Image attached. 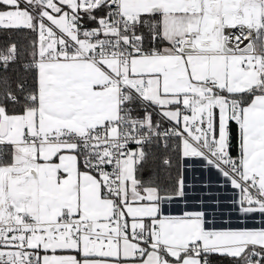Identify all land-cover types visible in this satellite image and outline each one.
<instances>
[{
    "label": "snow or ice",
    "instance_id": "6c2138e0",
    "mask_svg": "<svg viewBox=\"0 0 264 264\" xmlns=\"http://www.w3.org/2000/svg\"><path fill=\"white\" fill-rule=\"evenodd\" d=\"M0 264H264V0H0Z\"/></svg>",
    "mask_w": 264,
    "mask_h": 264
}]
</instances>
